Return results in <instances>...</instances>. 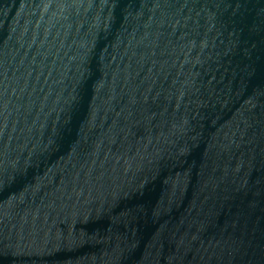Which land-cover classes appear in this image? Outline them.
<instances>
[{
	"label": "water",
	"instance_id": "obj_1",
	"mask_svg": "<svg viewBox=\"0 0 264 264\" xmlns=\"http://www.w3.org/2000/svg\"><path fill=\"white\" fill-rule=\"evenodd\" d=\"M0 264H264V0H0Z\"/></svg>",
	"mask_w": 264,
	"mask_h": 264
}]
</instances>
